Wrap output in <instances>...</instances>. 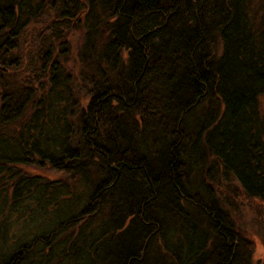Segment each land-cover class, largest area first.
I'll return each instance as SVG.
<instances>
[{"label": "trees", "instance_id": "16d2710c", "mask_svg": "<svg viewBox=\"0 0 264 264\" xmlns=\"http://www.w3.org/2000/svg\"><path fill=\"white\" fill-rule=\"evenodd\" d=\"M232 181L264 203V0H0V264H252Z\"/></svg>", "mask_w": 264, "mask_h": 264}, {"label": "rangeland", "instance_id": "374dc122", "mask_svg": "<svg viewBox=\"0 0 264 264\" xmlns=\"http://www.w3.org/2000/svg\"><path fill=\"white\" fill-rule=\"evenodd\" d=\"M70 39L72 41L74 52L77 44L76 32L73 33ZM25 171L30 174H38L44 177L54 176L50 170L36 169L34 167L26 166ZM217 186L222 190L223 195L226 197L223 202L229 210L237 228L240 229V231L253 243L254 251L252 255V264H264V203L240 194L236 181H232L229 185L226 184V182H219ZM8 226L7 227L10 229L12 226V220L9 221ZM31 227L32 224L28 222L20 224V230L26 231L27 235L28 232L33 230L39 231L40 229H31ZM27 235L23 238L21 237V240L26 238ZM7 251H9L7 243H3L0 239V253H6Z\"/></svg>", "mask_w": 264, "mask_h": 264}]
</instances>
